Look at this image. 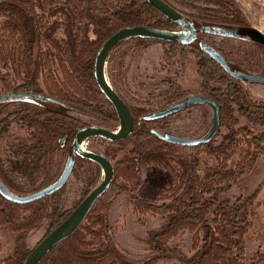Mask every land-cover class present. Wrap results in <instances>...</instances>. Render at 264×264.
<instances>
[{"label": "trees", "instance_id": "16d2710c", "mask_svg": "<svg viewBox=\"0 0 264 264\" xmlns=\"http://www.w3.org/2000/svg\"><path fill=\"white\" fill-rule=\"evenodd\" d=\"M162 1L193 25L194 42L182 46L132 39L116 46L107 62L116 50L129 44L138 47L162 44L167 47L164 54L168 62L177 51L183 59L193 56L200 95L216 102L219 108L218 133L210 143L191 148L172 145L154 136L152 130L172 134L169 124L178 120L181 113L155 121H144L143 117L166 109L189 94L175 83L177 76H174L160 83L165 87L163 90L157 87L161 92L156 110L131 107L119 89L124 79L122 58L110 85L134 119L133 132L122 141H99L104 144L102 155L113 166L111 185L79 229L53 248L40 264H155L152 259L128 260L113 243L107 213L117 194L131 196L130 203L137 215L167 217L166 225L154 238L158 248L165 247L179 232L191 234L194 253L187 259L182 256L181 264H264V253L247 259L244 251L243 238L255 213L253 196L238 197L228 205L207 200L221 187L227 190L236 185L264 154V99L251 100L232 76L240 72L236 63L226 60L211 41L232 38L252 43L255 31L250 29L234 0ZM130 27L179 31L146 0H0V97H9L0 102V118L8 111L0 120V130L3 132L15 124L26 135L11 146V159L0 156L2 188L17 198L49 188L59 181L70 158L73 161L70 177L78 161L85 164L87 171L80 199L72 208H67L66 202L68 181L52 195L24 205L12 203L0 194V229L11 235L13 243L12 254L0 259V264H23L31 252L26 246L29 233L46 223V237L96 187L100 168L72 154V140L86 125L71 114L98 121L107 131L116 130V113L94 80V61L108 38ZM207 50L220 54L229 72L213 61ZM239 151H243L240 163L229 170L227 164ZM202 155L212 158L215 167L200 169L198 159ZM56 156L64 159L63 168L48 181ZM144 167L168 171L171 177V185L159 194V205L134 197ZM11 175L24 178L31 186L37 178L43 181L33 193L23 194L11 183Z\"/></svg>", "mask_w": 264, "mask_h": 264}, {"label": "rangeland", "instance_id": "374dc122", "mask_svg": "<svg viewBox=\"0 0 264 264\" xmlns=\"http://www.w3.org/2000/svg\"><path fill=\"white\" fill-rule=\"evenodd\" d=\"M168 1L173 3L184 2V0ZM234 1L250 29L264 37V0ZM179 8L183 10L182 7ZM211 41H214L219 53L226 60L236 63L240 72L264 77V49L259 44L232 38H214ZM166 51L167 47L159 43H150L146 47L129 44L116 50L106 63L105 72L110 84L111 79L119 72L118 64L123 58L124 79L119 89L131 107L156 110L160 101L158 95L161 92L157 90V87L163 90L165 87L161 86L160 83L166 79H173L174 76H177L175 83L189 96L200 95V81L196 75L194 57L190 55L183 59L177 51L174 59L168 62L164 54ZM240 83L250 95L251 100L264 99V85ZM7 112L1 116L0 120L5 118ZM180 113L178 120L169 124L172 135L195 140L207 133L206 130L212 118L209 109L203 106H195ZM71 115L84 123L86 125L84 128L92 126L106 128L91 118L76 113ZM25 137L24 131L15 124L9 125L3 132L0 130V156L11 159V146L19 143ZM99 141L102 140H88L83 143L82 148L85 151L102 154L104 144ZM180 154L186 156L184 152ZM242 156L243 151H239L227 164L228 169H234L240 163ZM63 163L64 159L61 160L60 156L54 158L49 170L48 181L62 170ZM198 163L200 169L213 168L216 165L212 158L205 155L200 156ZM85 167L84 163L78 161L75 173L69 177L66 186L68 193L67 208H72L73 203L80 199L83 181L87 175ZM100 173L96 186L103 178L102 172ZM10 180L23 194H31L35 188L41 186L43 178H37L34 186L29 185L24 178L17 175H11ZM137 183L138 187L133 193L134 197L137 196L150 205L156 206L160 203V192L171 185V177L168 171L144 167L139 173ZM119 184L122 185L121 182ZM251 196H253L252 204L255 207V213L252 218V226L243 238L247 259L264 253V154L256 160L251 171L237 181L236 185L232 184L227 190L225 187H221L207 200L214 201L218 205H228L234 203L238 197L248 198ZM130 198L129 194H117L107 213V224L111 228L113 243L120 253L131 261L141 262L152 259L155 264H181L182 256L187 259L193 255L192 237L188 231L179 232L165 247L158 248L154 238L166 225L167 217L135 214ZM46 232V223L30 232L26 239L27 248L32 250L45 238ZM0 247V259L12 254L11 235L2 229H0Z\"/></svg>", "mask_w": 264, "mask_h": 264}, {"label": "water", "instance_id": "95a60500", "mask_svg": "<svg viewBox=\"0 0 264 264\" xmlns=\"http://www.w3.org/2000/svg\"><path fill=\"white\" fill-rule=\"evenodd\" d=\"M146 2L152 6L159 15L173 23L179 31L171 32L147 27L124 28L113 34L102 45L94 61V80L102 95L112 105L118 119V128L114 132L96 126L82 128L77 131L71 143V151L74 156L87 160L100 168L103 175L102 181L80 202V204L58 227L52 230L31 250L23 264H40L53 248L71 237L82 225L97 200L111 185L114 175L111 162L100 153L83 150V143L91 139H100L102 141L114 143L128 138L133 132L134 119L128 107L112 89L106 77L105 68L110 52L120 43L132 39L172 42L182 46H188L196 39L195 28L181 13L167 5L162 0H146ZM250 41L259 44L264 49V37L261 34L255 33ZM206 53L213 61L222 67L224 71L229 72L227 64L220 54L211 50H207ZM232 76L239 82L264 85V77L259 75H249L238 72L233 73ZM4 100H9V97L1 96L0 102ZM195 106H206L212 113L210 128L201 138L195 140L185 139L169 133H159L155 130H152L151 133L158 139L179 147L191 148L206 145L210 143L218 133L220 126V112L216 102L201 95H190L166 109L159 110L143 117V120H160L186 111ZM60 140L64 143L65 137H62ZM72 169L73 161L72 158H70L62 176L55 185L29 196L22 198L11 197L2 188L1 183L0 194L8 201L19 205L41 200L61 189L68 181Z\"/></svg>", "mask_w": 264, "mask_h": 264}]
</instances>
